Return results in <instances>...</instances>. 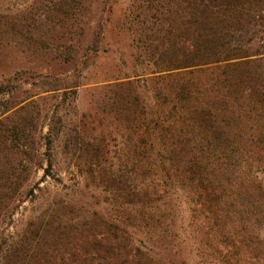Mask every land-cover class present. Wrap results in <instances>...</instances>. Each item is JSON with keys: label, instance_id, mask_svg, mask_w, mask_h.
Masks as SVG:
<instances>
[{"label": "trees", "instance_id": "16d2710c", "mask_svg": "<svg viewBox=\"0 0 264 264\" xmlns=\"http://www.w3.org/2000/svg\"><path fill=\"white\" fill-rule=\"evenodd\" d=\"M141 1L149 4L141 24L151 28L137 33V57L160 74L150 102L130 84L112 98L130 142L117 163L103 140L78 148L83 172L106 190L120 219L94 214L81 226H39L31 243L13 249L15 264H153L133 249L125 226L154 229L164 216L154 206L170 190L184 193L225 241L243 233L231 210L261 192L251 163L264 159V62L251 59L264 56V0ZM204 66L214 68L199 75ZM7 131L0 134V214L24 180L17 127Z\"/></svg>", "mask_w": 264, "mask_h": 264}, {"label": "rangeland", "instance_id": "374dc122", "mask_svg": "<svg viewBox=\"0 0 264 264\" xmlns=\"http://www.w3.org/2000/svg\"><path fill=\"white\" fill-rule=\"evenodd\" d=\"M147 6L141 0H0V134L17 127L23 150L17 173L24 179L1 209L0 264H15L13 249L24 247L39 226H81L94 214L119 221L106 190L83 172L78 148L103 140L117 163L130 144L111 102L130 84L148 103L160 78L137 57V33L151 28L141 24ZM251 59L264 62L263 55ZM260 158L251 163V181L261 192L231 210L234 230L243 231L233 241L215 234L184 193L170 190L154 206L164 216L150 232L122 221L134 232L133 249L145 250L153 264H264Z\"/></svg>", "mask_w": 264, "mask_h": 264}]
</instances>
